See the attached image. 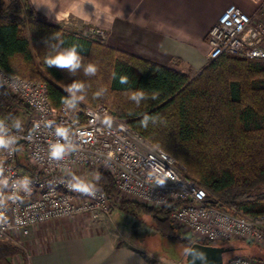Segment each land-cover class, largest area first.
I'll return each instance as SVG.
<instances>
[{"label":"trees","instance_id":"1","mask_svg":"<svg viewBox=\"0 0 264 264\" xmlns=\"http://www.w3.org/2000/svg\"><path fill=\"white\" fill-rule=\"evenodd\" d=\"M68 54L76 56L74 64L49 63ZM0 66L9 74L45 82L55 106L74 107L80 99L107 105L174 156L208 191L209 203L248 216L264 215V58L224 54L191 76L68 32L50 23L30 0H0ZM30 115V107L0 81V117L18 125ZM95 174L104 190L120 197L108 170L100 167ZM119 204L152 215L163 237L189 245L198 241L176 232L172 213L179 201L155 207L120 198ZM240 243L245 244L240 254L264 260V249ZM17 255L26 258L27 251L0 240V264H15Z\"/></svg>","mask_w":264,"mask_h":264},{"label":"built area","instance_id":"2","mask_svg":"<svg viewBox=\"0 0 264 264\" xmlns=\"http://www.w3.org/2000/svg\"><path fill=\"white\" fill-rule=\"evenodd\" d=\"M80 35L101 41L107 37L97 27ZM207 43L209 61L224 54L264 58V2L254 14L230 4L209 29ZM0 81L31 109L28 123L14 125L0 117V240L20 246L19 236H30L39 224L77 216L97 219L126 196L155 207L179 201L172 218L198 241L242 239L264 246V215L248 216L209 203L208 191L174 156L107 105L79 101L74 107L55 106L45 82L9 74L1 66ZM100 167L113 176L120 197L104 190L97 178L85 176ZM228 264L264 260L234 254Z\"/></svg>","mask_w":264,"mask_h":264},{"label":"crops","instance_id":"3","mask_svg":"<svg viewBox=\"0 0 264 264\" xmlns=\"http://www.w3.org/2000/svg\"><path fill=\"white\" fill-rule=\"evenodd\" d=\"M47 20L68 32L97 27L107 45L191 76L210 61L207 34L232 3L254 14L264 0H30ZM105 214V213H104ZM103 216V213H102ZM63 218L34 227L37 243L15 264H163L92 218ZM94 220V219H92ZM244 243H240L242 246ZM245 245V244H244ZM178 264V263H175Z\"/></svg>","mask_w":264,"mask_h":264},{"label":"rangeland","instance_id":"4","mask_svg":"<svg viewBox=\"0 0 264 264\" xmlns=\"http://www.w3.org/2000/svg\"><path fill=\"white\" fill-rule=\"evenodd\" d=\"M107 33V31H106ZM96 41H101L95 39ZM80 101L86 102L85 100L80 99ZM88 103V102H86ZM90 104V103H89ZM26 119H23L22 123H27ZM85 176L97 178L96 174L93 172H87ZM123 198L128 199L129 197L123 196ZM120 201H113V207L110 212L103 213L94 220H85L87 222H98L102 228L108 230L106 232L113 233L114 236L121 238L122 240L130 241L136 247L141 249V252L147 256L150 260L152 258L161 259L163 264H186V254L191 246V244H183L177 241L170 240L166 237H163L155 227V220L152 215L146 213L144 210L137 207H129L127 210L120 207ZM82 216H77L80 218L78 222L83 223L81 218ZM173 220V224L176 227V232L182 237L196 240L191 232L187 230L186 227L182 226L177 220ZM94 222V223H95ZM40 226V225H39ZM34 229L30 236H19L22 243V247L25 251L31 249L34 246V243H37V235ZM199 240H202L199 238ZM242 240H231L229 242L221 243L220 245L233 246L236 249L232 253H228L226 260L229 256L234 254L242 253L238 250L239 243ZM13 243L15 242L7 241ZM260 249H264V246L258 243H254ZM250 252H245L249 254ZM251 255V254H250ZM20 256L17 255L14 257L16 261Z\"/></svg>","mask_w":264,"mask_h":264},{"label":"water","instance_id":"5","mask_svg":"<svg viewBox=\"0 0 264 264\" xmlns=\"http://www.w3.org/2000/svg\"><path fill=\"white\" fill-rule=\"evenodd\" d=\"M236 249L220 244L193 243L186 254V264H226L228 253Z\"/></svg>","mask_w":264,"mask_h":264},{"label":"clouds","instance_id":"6","mask_svg":"<svg viewBox=\"0 0 264 264\" xmlns=\"http://www.w3.org/2000/svg\"><path fill=\"white\" fill-rule=\"evenodd\" d=\"M42 2H49V0H42ZM76 61V56L74 54H68V55H59L57 57H55L54 59L50 60L49 63L50 64H56L59 66H68V65H72L74 64V62ZM89 71H95L94 68L89 67L88 69ZM61 133H63V129H60ZM4 143L3 140H0V144ZM61 152V148L58 146L56 148V151L54 154L59 155Z\"/></svg>","mask_w":264,"mask_h":264}]
</instances>
